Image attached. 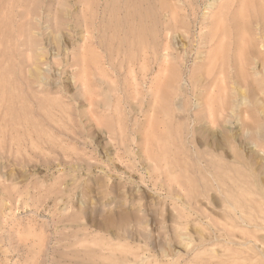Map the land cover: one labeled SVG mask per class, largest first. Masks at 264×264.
Here are the masks:
<instances>
[{
  "label": "rangeland",
  "instance_id": "obj_1",
  "mask_svg": "<svg viewBox=\"0 0 264 264\" xmlns=\"http://www.w3.org/2000/svg\"><path fill=\"white\" fill-rule=\"evenodd\" d=\"M0 264H264V0H0Z\"/></svg>",
  "mask_w": 264,
  "mask_h": 264
}]
</instances>
